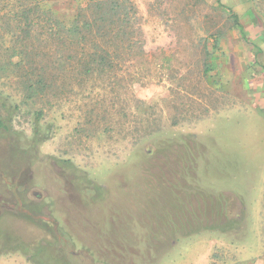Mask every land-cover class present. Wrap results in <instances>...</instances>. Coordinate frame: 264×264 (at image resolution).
I'll return each instance as SVG.
<instances>
[{
    "label": "rangeland",
    "instance_id": "obj_1",
    "mask_svg": "<svg viewBox=\"0 0 264 264\" xmlns=\"http://www.w3.org/2000/svg\"><path fill=\"white\" fill-rule=\"evenodd\" d=\"M48 1L69 22L88 0ZM128 1L144 53L68 77L38 138L1 73L19 107L0 129V264H264V0Z\"/></svg>",
    "mask_w": 264,
    "mask_h": 264
},
{
    "label": "trees",
    "instance_id": "obj_2",
    "mask_svg": "<svg viewBox=\"0 0 264 264\" xmlns=\"http://www.w3.org/2000/svg\"><path fill=\"white\" fill-rule=\"evenodd\" d=\"M13 2L0 16V42L7 43L0 45V79L15 78L21 98L31 101L37 138L42 103L59 97L71 85L68 77H80L85 87L116 73L136 52L144 53L141 25L128 0H88L69 22L54 12L48 0ZM6 57L9 60L3 62ZM12 107L19 105L0 103V129H10ZM31 256L37 258L34 252Z\"/></svg>",
    "mask_w": 264,
    "mask_h": 264
},
{
    "label": "crops",
    "instance_id": "obj_3",
    "mask_svg": "<svg viewBox=\"0 0 264 264\" xmlns=\"http://www.w3.org/2000/svg\"><path fill=\"white\" fill-rule=\"evenodd\" d=\"M201 155L199 156V158L201 159ZM156 188V187H155ZM154 187H148V186H146L145 187V189L147 190V191H151V190H154L155 189ZM162 191H164V189L162 190ZM260 209H262V207L260 208ZM16 237H17V235H16ZM8 240H11V239H8ZM16 240H17V238H16ZM16 240L15 241H13V243L15 244L16 243ZM10 243H11V241H9ZM17 250H16V248H12V249H9L8 251H6V252H9V253H15Z\"/></svg>",
    "mask_w": 264,
    "mask_h": 264
}]
</instances>
